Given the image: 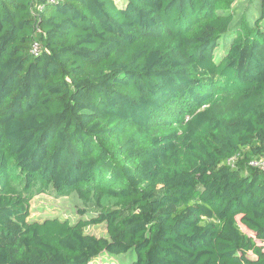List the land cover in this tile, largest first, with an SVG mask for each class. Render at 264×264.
Segmentation results:
<instances>
[{"label":"trees","instance_id":"obj_1","mask_svg":"<svg viewBox=\"0 0 264 264\" xmlns=\"http://www.w3.org/2000/svg\"><path fill=\"white\" fill-rule=\"evenodd\" d=\"M238 1L0 0V264H264V0ZM50 192L79 219L30 222Z\"/></svg>","mask_w":264,"mask_h":264},{"label":"rangeland","instance_id":"obj_2","mask_svg":"<svg viewBox=\"0 0 264 264\" xmlns=\"http://www.w3.org/2000/svg\"><path fill=\"white\" fill-rule=\"evenodd\" d=\"M233 13L236 19L242 17L254 22L259 18V0L252 2L238 1L233 6ZM264 26V22L262 23ZM264 158V157H263ZM84 207L80 203L76 194H72L69 197L59 198L51 192L49 194H43L35 197L31 201L30 217L31 221H42L47 218H59L61 220H68L73 223L79 219V211ZM86 218L92 213L86 211ZM244 230V229H243ZM85 233L93 235L97 238H106V229L104 225L90 226L85 229ZM258 245L264 248V244L257 242ZM249 257L253 259V256L249 254ZM134 259V256L129 252L120 256H113L104 254L91 264H130V261Z\"/></svg>","mask_w":264,"mask_h":264},{"label":"built area","instance_id":"obj_3","mask_svg":"<svg viewBox=\"0 0 264 264\" xmlns=\"http://www.w3.org/2000/svg\"><path fill=\"white\" fill-rule=\"evenodd\" d=\"M63 1L64 0H44V3L37 7V11L39 13L43 12L44 8H45V4L46 5L56 4V3L63 2ZM32 52L33 53L37 52V45L36 44L33 46V51ZM236 160H237L236 158H232V159L227 161V164L230 165V166H233ZM250 166H252L254 168H257V169H259L261 171H264V158H258V159L251 160Z\"/></svg>","mask_w":264,"mask_h":264}]
</instances>
